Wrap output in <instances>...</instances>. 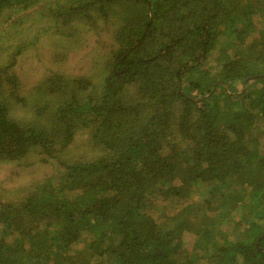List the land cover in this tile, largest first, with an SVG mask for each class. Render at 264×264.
<instances>
[{"label": "trees", "instance_id": "1", "mask_svg": "<svg viewBox=\"0 0 264 264\" xmlns=\"http://www.w3.org/2000/svg\"><path fill=\"white\" fill-rule=\"evenodd\" d=\"M89 11L117 25L104 81L52 77L51 124L21 121L23 43ZM39 153L41 182L0 190V264H264V0H0V162Z\"/></svg>", "mask_w": 264, "mask_h": 264}, {"label": "rangeland", "instance_id": "2", "mask_svg": "<svg viewBox=\"0 0 264 264\" xmlns=\"http://www.w3.org/2000/svg\"><path fill=\"white\" fill-rule=\"evenodd\" d=\"M128 5H131L130 2H127L126 6ZM111 6L112 10L115 9V13H113L115 15L118 10L123 8V2L118 1L112 3ZM106 7L108 9V4ZM143 8L139 2L132 4V7L130 6L131 12L128 15V21L131 24L135 22L132 16L141 12L133 13L132 9L142 10ZM87 15L90 16L89 19L77 17V22L73 21L69 27L62 25L60 20L55 19L54 31L56 34L52 28L54 34H50V38H48L46 30H41L39 34L42 37L39 38L37 50L32 51L36 43L33 46H28L31 37H28L26 43H23L24 52L22 51L20 62L16 64L15 68L21 79L18 96L23 94L22 99L24 98V100L22 103H16L19 109L13 105V111L16 112L15 116L19 117L21 121L25 120L24 122L28 123L36 121L44 127L51 124L53 120L48 119L49 113H52L61 98L57 95L44 93L42 90L45 88L44 83L52 77H57V82L59 84L64 83L67 87L79 79H84L91 86H97L104 81L112 56L120 50L119 42L114 38L117 25L112 24L115 21L112 17L103 20L96 11H89ZM166 30L162 26L157 33L160 35ZM39 34L38 36H40ZM10 42L6 40V44L9 46L15 45V43ZM224 49L228 50V48ZM238 53L243 56L246 52L239 50ZM217 57L215 55L207 66H216ZM140 83L130 85V88L123 91L122 96L125 99L137 101ZM40 106H45V110L40 115L35 114L34 111ZM77 133L68 148L71 154L70 159L78 161L85 157L87 161H91L93 158L92 153H90V146L94 144L89 140L88 130L85 129ZM34 158V160L31 157L23 158L18 162H0V190L3 189L6 196L9 195L8 198L18 201L24 196L31 184L41 182L50 173L49 166L40 164V159H43L40 153L34 155ZM27 161H32V163L25 165L24 163Z\"/></svg>", "mask_w": 264, "mask_h": 264}]
</instances>
